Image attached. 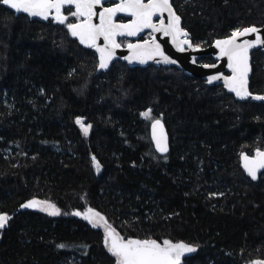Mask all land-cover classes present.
<instances>
[{
    "label": "trees",
    "instance_id": "16d2710c",
    "mask_svg": "<svg viewBox=\"0 0 264 264\" xmlns=\"http://www.w3.org/2000/svg\"><path fill=\"white\" fill-rule=\"evenodd\" d=\"M171 3L195 46L264 23V0ZM250 58L249 91L264 96V54ZM96 68V54L66 24L0 5V214L10 217L0 264H115L102 229L73 215L89 208L125 240L195 248L182 264L263 260L264 171L252 180L239 160L264 145V103L176 67ZM155 119L166 153L156 150ZM32 200L60 214L21 207Z\"/></svg>",
    "mask_w": 264,
    "mask_h": 264
},
{
    "label": "snow or ice",
    "instance_id": "6c2138e0",
    "mask_svg": "<svg viewBox=\"0 0 264 264\" xmlns=\"http://www.w3.org/2000/svg\"><path fill=\"white\" fill-rule=\"evenodd\" d=\"M0 3L14 10L17 14L26 13L29 16L41 17L45 20L49 19L54 10L55 15L52 16L54 22L61 25L66 24L70 35L77 38L81 45L94 48L99 53V69H107L111 60L114 59L115 49L121 47V44L117 42V37L137 36L146 28L152 29L153 32H162L164 36H170L173 43H177L179 36H187V33L180 28V17L173 11L170 0H148V3H144V0H122L116 7L104 8V11L99 14L94 9L101 4V0H0ZM65 6H74L75 11H72L71 7L68 9L71 15L83 19L79 23H66L68 17L63 12ZM117 12L126 13L133 19L129 23H115L114 17ZM165 12L168 13L167 24L163 19L160 20L159 25L154 24L153 17L163 16ZM97 15H99L98 24L92 22L93 17ZM253 34H255L254 40L245 39L241 43L237 42L241 37ZM101 38L104 41L103 46L98 43ZM183 45L192 47L188 39H183L177 43L178 50L184 51ZM257 46H264V38L255 26L237 29L232 32L229 38L216 41L220 56L227 57L228 67L233 74L227 78L213 76L209 78L208 83L224 79V86L228 91L235 93L238 98L247 99L251 96L254 100L264 101V96H252L247 87L250 71L249 50ZM128 48L132 50V56L126 57L129 63L136 61L145 64L149 59H155L156 56L161 58L157 61L158 63H175L161 51V47L155 42V38L151 42L145 41L144 44L129 43ZM150 114L151 109L142 113L146 119H151ZM76 123L87 135L91 126H85L79 118ZM151 126L156 150L160 153H166L168 146L163 124L159 119H155ZM243 160L247 174L252 180H256L257 172L264 169V151H257L254 158L244 156ZM93 162L99 168L95 157H93ZM21 207H39L41 211L53 216L60 214L59 209L47 201L32 200ZM73 215H82V218L92 224L93 227H104V245L110 255L115 257V264H182V257L186 253L195 251V248L184 243H173L169 240H164L163 244L151 239L125 240L111 225L107 224L105 217L91 208L84 214L74 212ZM9 219L10 217L7 215H0V229L5 228ZM59 247H64V245H59ZM254 264H264V261H256Z\"/></svg>",
    "mask_w": 264,
    "mask_h": 264
},
{
    "label": "water",
    "instance_id": "95a60500",
    "mask_svg": "<svg viewBox=\"0 0 264 264\" xmlns=\"http://www.w3.org/2000/svg\"><path fill=\"white\" fill-rule=\"evenodd\" d=\"M107 1H116L117 2L116 4L109 6V7H113V8L122 2V0H101V4L96 6L94 11H96L97 14L103 12L104 8H107V7H104L103 4ZM144 3H148V0H144ZM170 3H171V0H170ZM0 5L7 8V6H4L2 3H0ZM171 5H172V3H171ZM65 7H71L75 11L74 6H65ZM7 9H9V8H7ZM172 9L176 13L173 5H172ZM9 10L12 11L15 15H24L28 19H35V20H38L41 22H45L48 20V19L47 20L42 19L41 17H32V16L27 15L26 13L17 14L14 10H12V9H9ZM54 15H55V12L53 10V12L50 14L49 18H52V16H54ZM176 15H178V14L176 13ZM118 17H126V18H130V19L126 22H121V21L117 20ZM132 19L133 18L131 16H128L126 13L117 12L116 16L114 17V22L115 23H129ZM161 19L164 20L165 24H167L168 13L165 12L163 14V16H159V15L154 16L153 17V23L156 25H159ZM79 22L80 21L75 22V23H79ZM92 22L98 24L99 23V15L93 17ZM251 26H254V25H251ZM248 27H250V26H248ZM255 27L260 30V35L262 36V38H264V23L260 26H255ZM180 28L184 32L187 33V36L186 37L183 35L179 36L177 38V43L180 40L188 39L192 45V47H189L188 45H183V47L185 49L184 51L178 50L177 43H173L172 38L170 36H164L162 32H153V30L150 28L144 29L137 36L117 37L118 43H120V40L124 39V38L130 39L131 41L126 43V45H122L120 43L121 47L115 49L114 59L111 60L107 69H109L111 67V65L117 60H120V61L126 63L131 68H133V67L146 68V67L151 66V65L152 66L163 65V66H167V67H176V68L182 70L188 76H194V77L205 80L206 83L209 85H212V84L222 85L223 89H225L229 94H231L236 100H244V99L238 98L235 95V93L228 91V89L224 86V79H220V80L213 81L212 83H208L209 78H211L213 76H220L222 78H227V77H231L233 74L231 69L228 67L229 62H228L227 57H221L220 56V50H219V48L216 47V41L227 39L231 35H228V36L222 37V38H217L210 45H208L206 47H196L192 43L191 39L189 38L188 32L182 27L181 18H180ZM244 28H246V27H244ZM145 33H149L150 34L149 37L142 38ZM73 38L76 39L77 42L79 43V40L77 38H75V37H73ZM153 38H155V42L160 45L161 51H163V53L166 56H168L169 59L174 60L175 63H173V64H164L162 62L158 63L157 61H159L161 59L159 56H156L155 59H149L148 62L145 64H141V63L136 62V61H133V63H129L128 59H126V57L132 56V50H130L128 48V44L129 43H131V44H144L145 41L151 42L153 40ZM245 39L254 40L255 34H253L251 36H247V37H241L237 42L241 43ZM98 43L101 46H103V44H104L103 38H101L98 41ZM79 45L84 47V48H87L84 45H81L80 43H79ZM90 49H92V51L96 54V57H97L96 72L100 73L102 71H106L107 69H99V67H98V65H99V53H97L94 48H90ZM258 49H260L261 52L264 54V46H257V47H254V48L249 50V68H250V71L248 73V84H247L248 91H249V79L251 76V66H250L251 58H250V56H251V52L253 50H258ZM201 57H211L213 59V62L212 63H198V60ZM249 93H250V91H249ZM251 95L253 96V93H251ZM247 99H252V98H251V96H249ZM252 100H254V99H252ZM254 101L264 103V101H260V100H254ZM163 130H164V133L166 134L165 128H163ZM158 132H159V130H158ZM152 135H153V131H152ZM166 137H167V134H166ZM167 143H168V137H167ZM244 156H248L249 158H254L256 156V154L255 155H243L240 157V160H239V165H240L242 172L248 178L251 179V177L247 174V172L244 168V160H243ZM263 171H264V169H261L260 171L257 172V178L260 176V174ZM22 208H24V207H22Z\"/></svg>",
    "mask_w": 264,
    "mask_h": 264
},
{
    "label": "flooded vegetation",
    "instance_id": "af4514ba",
    "mask_svg": "<svg viewBox=\"0 0 264 264\" xmlns=\"http://www.w3.org/2000/svg\"><path fill=\"white\" fill-rule=\"evenodd\" d=\"M116 3H117L116 1H107V2H105V3L103 4V6H104V7H109V6L114 5V4H116ZM68 9H69V7H64L63 12H64V11H69ZM71 10L74 11L72 8H71ZM69 12H70V11H69ZM69 14L71 15V12H70ZM66 16H67V15H66ZM82 19H83V18H79V19H78V18L76 17V21H75V22H78V21H80V20H82ZM129 19H130V18H126V17H118V18H117V20H118V21H121V22H126V21H128ZM149 35H150L149 33H145V34L143 35L142 38H147V37H149ZM124 39L127 40L126 43H128V42L131 41L130 39H126V38H124ZM126 43H125V44H126ZM122 45H124V44H122ZM250 66H251V62H250ZM152 131H153V130L151 129V132H152ZM154 142H155V141H154ZM167 145H168V143H167ZM254 149H255V152H254L255 154L257 153V151H264V149H259V147H255ZM255 154H254V155H255Z\"/></svg>",
    "mask_w": 264,
    "mask_h": 264
},
{
    "label": "rangeland",
    "instance_id": "374dc122",
    "mask_svg": "<svg viewBox=\"0 0 264 264\" xmlns=\"http://www.w3.org/2000/svg\"><path fill=\"white\" fill-rule=\"evenodd\" d=\"M70 17H71V19H73V23H75V21H76V17H74V16H72V15H70ZM126 43V42H125ZM125 43H121V44H124V45H126ZM78 125V124H77ZM78 127H80V125H78ZM81 128V127H80ZM259 149H264V145L263 146H259ZM255 149H253V154L252 155H254L255 153ZM95 170L98 172L99 171V168H97L96 167V165H95ZM37 201H42V200H37ZM48 203H50V204H53V203H51V202H49V201H47ZM54 205V204H53ZM56 207V206H55ZM37 210H40L39 209V207H35ZM41 211V210H40ZM42 212H44V213H47V212H45V211H42ZM48 214V213H47ZM0 215H6V214H0ZM101 223H103V222H101ZM99 228H101L102 229V231H103V233H104V235H105V230H104V227H99ZM161 244H163V243H161ZM187 245V244H186ZM188 246H190V245H188ZM192 247V246H191ZM186 254H189V253H186ZM185 254V255H186ZM256 261H264V259L263 260H255V261H253L252 263L254 264V262H256Z\"/></svg>",
    "mask_w": 264,
    "mask_h": 264
},
{
    "label": "bare ground",
    "instance_id": "6f19581e",
    "mask_svg": "<svg viewBox=\"0 0 264 264\" xmlns=\"http://www.w3.org/2000/svg\"><path fill=\"white\" fill-rule=\"evenodd\" d=\"M180 17V16H179ZM196 47H200V46H196ZM159 66H163V65H159ZM164 67H167V66H164ZM178 69V68H177ZM250 80V79H249ZM205 81V80H204ZM206 82V81H205ZM253 96H255V94H253ZM261 96V95H259ZM167 134V133H166ZM87 212V211H86Z\"/></svg>",
    "mask_w": 264,
    "mask_h": 264
}]
</instances>
